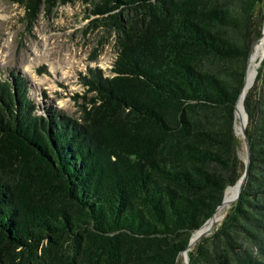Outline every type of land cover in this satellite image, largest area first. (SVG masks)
<instances>
[{
  "label": "trees",
  "instance_id": "trees-1",
  "mask_svg": "<svg viewBox=\"0 0 264 264\" xmlns=\"http://www.w3.org/2000/svg\"><path fill=\"white\" fill-rule=\"evenodd\" d=\"M79 1L117 47L110 75H82L80 118L0 80V264H183L244 172L264 0ZM19 2L34 19L40 0ZM256 70L242 189L188 264H264V55Z\"/></svg>",
  "mask_w": 264,
  "mask_h": 264
},
{
  "label": "rangeland",
  "instance_id": "rangeland-1",
  "mask_svg": "<svg viewBox=\"0 0 264 264\" xmlns=\"http://www.w3.org/2000/svg\"><path fill=\"white\" fill-rule=\"evenodd\" d=\"M40 3L39 12L29 20L27 7L19 0H0V80L23 78L37 113L53 105L78 119L83 105L94 95L82 85L81 77L89 67L110 75L117 51L115 34L104 25L102 16L91 13L90 3L79 0L64 4L40 0ZM262 53L260 42L254 44L248 72ZM239 122H242L240 111L238 127ZM237 135L241 136L239 128ZM240 154L245 158L243 144ZM236 192L233 189L228 195L233 198ZM232 198L218 211L219 220L208 224L205 230H214L222 221Z\"/></svg>",
  "mask_w": 264,
  "mask_h": 264
},
{
  "label": "water",
  "instance_id": "water-1",
  "mask_svg": "<svg viewBox=\"0 0 264 264\" xmlns=\"http://www.w3.org/2000/svg\"><path fill=\"white\" fill-rule=\"evenodd\" d=\"M261 35H262V49H263L262 57H263V55H264V46H263V44H264V22H263V26H262V32H261ZM262 57H261V59H262ZM261 59L258 61L257 66L259 65V62L261 61ZM248 67H249V57H248V61H247L246 71H245L244 83H243V86H242V90H241V92H240V94H239V97H238V99H237V102H238V100L241 98V95H242V93H243V91H244V89H245V87H246V80H247V71H248ZM256 73H257V70L255 71V75H254L252 81L250 82L249 87L253 84L254 79H255V76H256ZM249 87H248V88H249ZM248 88H247V89H248ZM247 89H246V91H247ZM245 93H246V92H245ZM245 93H243V96H242V99H241L242 109H243V111H244V113H245V122H244V123H243V122H239V134H240L241 137L243 138L244 145H245V166H244V172H243V174L240 176V178H239V179L237 180V182L235 183V185H237V193H236V196L234 197V199L231 200V202H230L231 204L234 203V202L238 199V197H239L240 191H241V189H242V185H243L244 180H245L246 172H247L248 167H249V162H250V145H249V140H248L247 135H246V122H247V116H246V112H245L244 104H243V99H244ZM237 102H236V104H237ZM235 108H236V105H235ZM235 116H236V113H235ZM236 118H237V117H236ZM235 130H236V132H237V128H236V126H235ZM225 191H226V189H225ZM225 191H224V194H225ZM223 197H224V196H223ZM222 203H223V200H222V202L217 206V208L215 209V211H216V210L222 205ZM215 211H214V213H215ZM214 213H213V214H214ZM213 214H212V215H213ZM212 215H211V216H212ZM210 218H211V217H210ZM210 218H209V219H210ZM209 219H207V220L205 221V223H206ZM205 223H204V224H205ZM204 224H203V225H204ZM203 225H202V226H203ZM202 226L199 227L197 230H195V231L192 233L191 238H190V241H189L187 247H186L183 251H188V250L194 245V243H196L200 238H202V237H204V236L210 234V232H208V231H203V232L199 233L197 236L193 237V234H194L195 232H198V231L202 228ZM183 251H182V252H183ZM186 264H188V260H187V263H186Z\"/></svg>",
  "mask_w": 264,
  "mask_h": 264
},
{
  "label": "bare ground",
  "instance_id": "bare-ground-1",
  "mask_svg": "<svg viewBox=\"0 0 264 264\" xmlns=\"http://www.w3.org/2000/svg\"><path fill=\"white\" fill-rule=\"evenodd\" d=\"M260 50L262 51V37L260 38ZM257 61H255L252 65V68L249 70L248 74H247V80H246V87L243 91V93H245L246 89L249 87L250 85V82L252 81L253 77H254V74H255V71H256V68H257ZM243 93L241 95V98L238 100L237 104H236V107L237 109H239V111L242 113V122L244 123L245 122V113L242 109V104H241V99H242V96H243ZM236 128L238 129L239 127L236 125ZM233 189H237V185H234V186H230L226 189L225 191V195H224V198H223V203L222 205L215 211V215L213 214L211 216V218L202 226V228L198 231V232H195L193 235L194 237L197 236L199 233L203 232V231H206L205 228L206 226L209 224V225H212L213 223H215L216 221L219 220V210L222 208L223 204L226 202V201H229L232 197L229 196L228 194L230 193L231 190ZM237 193V192H236ZM236 193L234 195V197L236 196ZM233 196V195H232ZM234 197L232 199H234ZM181 256H182V259H183V264H186L187 263V258H186V252L183 251L181 253Z\"/></svg>",
  "mask_w": 264,
  "mask_h": 264
}]
</instances>
